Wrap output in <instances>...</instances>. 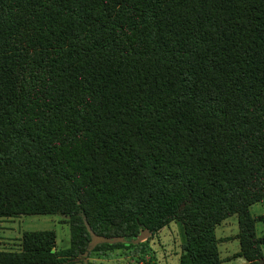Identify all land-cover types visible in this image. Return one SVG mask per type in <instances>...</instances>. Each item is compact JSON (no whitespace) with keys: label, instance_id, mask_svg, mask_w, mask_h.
<instances>
[{"label":"trees","instance_id":"16d2710c","mask_svg":"<svg viewBox=\"0 0 264 264\" xmlns=\"http://www.w3.org/2000/svg\"><path fill=\"white\" fill-rule=\"evenodd\" d=\"M263 202L264 0H0V219L71 231L0 264H88L173 223L180 264H223L233 216L264 264Z\"/></svg>","mask_w":264,"mask_h":264},{"label":"rangeland","instance_id":"374dc122","mask_svg":"<svg viewBox=\"0 0 264 264\" xmlns=\"http://www.w3.org/2000/svg\"><path fill=\"white\" fill-rule=\"evenodd\" d=\"M254 216H264V202L251 208ZM54 231L57 235L56 248L65 252L71 247V231L61 216H26L15 219H0V251L21 250L22 236L26 232ZM258 237H264V224H258ZM238 217L233 216L217 228L220 257L223 264H247L238 258L240 252ZM185 236L181 225L171 224L156 235H150L139 243L138 248L114 252H92L88 264H180ZM139 250V251H138ZM264 252V249H263ZM65 264H83L82 258H68Z\"/></svg>","mask_w":264,"mask_h":264},{"label":"water","instance_id":"95a60500","mask_svg":"<svg viewBox=\"0 0 264 264\" xmlns=\"http://www.w3.org/2000/svg\"><path fill=\"white\" fill-rule=\"evenodd\" d=\"M148 237H149V233L147 231H144L138 237L137 242L140 243V242L146 240ZM98 242H100V240L98 238H94L93 243L97 244ZM260 264H263V261H260Z\"/></svg>","mask_w":264,"mask_h":264}]
</instances>
